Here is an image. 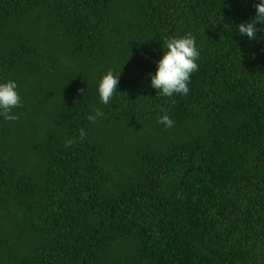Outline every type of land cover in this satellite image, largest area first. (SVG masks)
<instances>
[{
    "label": "trees",
    "instance_id": "obj_1",
    "mask_svg": "<svg viewBox=\"0 0 264 264\" xmlns=\"http://www.w3.org/2000/svg\"><path fill=\"white\" fill-rule=\"evenodd\" d=\"M256 2L0 0L21 97L0 117V264H264V39L235 31ZM188 32L198 71L164 97L149 73Z\"/></svg>",
    "mask_w": 264,
    "mask_h": 264
},
{
    "label": "clouds",
    "instance_id": "obj_2",
    "mask_svg": "<svg viewBox=\"0 0 264 264\" xmlns=\"http://www.w3.org/2000/svg\"><path fill=\"white\" fill-rule=\"evenodd\" d=\"M235 31L240 36H247L249 40L259 41L264 39V0H257L255 3V15L235 25ZM259 34V35H258ZM199 50L196 47V39L192 33L166 38L163 41L162 55L155 60V72L149 73L150 86L164 97H172L174 94L187 95L191 75L198 71L197 60ZM120 72L106 70L97 82V92L100 102L107 105L110 99L117 92ZM21 104V97L18 92V84L14 79L0 80V117L5 120L14 121L18 116L13 111ZM103 112L96 110L94 116L89 120L94 121ZM160 123L167 127L173 125V120L164 114ZM81 132V137H83ZM72 141L69 140L68 144Z\"/></svg>",
    "mask_w": 264,
    "mask_h": 264
}]
</instances>
